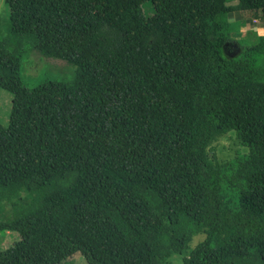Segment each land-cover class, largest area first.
Listing matches in <instances>:
<instances>
[{
	"label": "trees",
	"instance_id": "16d2710c",
	"mask_svg": "<svg viewBox=\"0 0 264 264\" xmlns=\"http://www.w3.org/2000/svg\"><path fill=\"white\" fill-rule=\"evenodd\" d=\"M3 3L0 74L31 45L74 76L11 90L0 264H161L195 234L182 264H264V36L224 51L227 16L264 25V0ZM229 131L248 153L209 156Z\"/></svg>",
	"mask_w": 264,
	"mask_h": 264
},
{
	"label": "rangeland",
	"instance_id": "374dc122",
	"mask_svg": "<svg viewBox=\"0 0 264 264\" xmlns=\"http://www.w3.org/2000/svg\"><path fill=\"white\" fill-rule=\"evenodd\" d=\"M231 3V2H230ZM142 10L145 16L149 17L153 14V9L150 3H145L142 6ZM7 9L0 0V43L4 42L7 35V23L8 15ZM244 18H250V16H244ZM256 19V18H255ZM246 20V19H245ZM259 26H262L261 22L256 19ZM245 24V22H243ZM260 28V27H259ZM240 29V25L233 27L232 33L229 34V42L225 44L224 51L227 56H235L239 53L240 46L244 44V41L240 42V39L246 38L247 31ZM264 35V33H262ZM248 43L254 42L253 36L248 34ZM8 42V43H7ZM10 49H16V45L6 40L4 42ZM16 47V48H15ZM23 59L21 73L16 77L7 78L0 74V143L4 140V130L8 124V116L11 105V90L16 86H24L27 88H33L39 85L44 80H70L74 76V68L64 58L51 56L48 52L35 49L31 45L23 47ZM249 149L243 146L237 138V134L234 131H229L214 141L209 149L208 154L211 156L214 154L219 160H230L237 155L248 153ZM15 234L0 233V246L1 248H8L16 240ZM204 239L202 234L193 235L191 242L187 249L182 253L172 252L166 245L163 247L164 258H161V264H182V258L185 257L189 250L200 243ZM60 264H87L84 257L77 254L72 258L60 263Z\"/></svg>",
	"mask_w": 264,
	"mask_h": 264
},
{
	"label": "crops",
	"instance_id": "0c3cea01",
	"mask_svg": "<svg viewBox=\"0 0 264 264\" xmlns=\"http://www.w3.org/2000/svg\"><path fill=\"white\" fill-rule=\"evenodd\" d=\"M227 21L229 23L233 24L234 25V28L236 27V25H240V29H239V31L237 33H239L240 31H242V29H245V31L248 32L247 33V36H249L248 34H251V35L252 34L253 35L255 34V36H257V37L264 36L262 34V33H264V25L259 26L258 23L257 24L256 23H253L252 19L241 17V14H239V13L229 14L227 16ZM243 22H245V24H243ZM244 39L245 38L240 39V41H238V42H241Z\"/></svg>",
	"mask_w": 264,
	"mask_h": 264
},
{
	"label": "built area",
	"instance_id": "2783aa9c",
	"mask_svg": "<svg viewBox=\"0 0 264 264\" xmlns=\"http://www.w3.org/2000/svg\"><path fill=\"white\" fill-rule=\"evenodd\" d=\"M253 22H256V20H253Z\"/></svg>",
	"mask_w": 264,
	"mask_h": 264
}]
</instances>
